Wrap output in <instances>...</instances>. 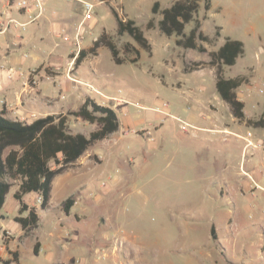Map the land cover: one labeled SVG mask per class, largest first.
<instances>
[{
	"label": "rangeland",
	"instance_id": "1",
	"mask_svg": "<svg viewBox=\"0 0 264 264\" xmlns=\"http://www.w3.org/2000/svg\"><path fill=\"white\" fill-rule=\"evenodd\" d=\"M88 1L97 4L100 0ZM103 1L104 7L94 10L98 11L100 22L96 31L102 26L106 28L121 56L127 42L140 48L141 55L137 63L117 64L111 51L103 47L97 57L85 62L82 70L93 83L103 85L105 94L126 100L131 118H143L148 128L149 123H154L148 129L152 130L154 141L148 139L145 130H138L134 135H142L145 149L133 155L134 165H129L130 156L126 155L120 164L108 165L112 170L119 167L122 177L130 168L133 175L115 188L108 175L98 172L94 182L88 184L84 199L79 201V210L71 217L65 212V200L53 210L54 223L49 222L39 196L35 201L42 223L29 232L14 221L19 215V202L13 196L18 185L12 181V194L7 196L3 208L9 216L0 219V247H4L0 257L13 259V253H17L18 261L11 264H264V188L257 190L255 197L252 195L255 191L241 190L234 179L223 196L208 188L207 181L214 172L207 164L206 151L195 149L203 144L191 133L195 129L186 132L180 127L181 122L192 121L187 104L178 96L181 92L190 93L188 86L179 90L180 79L189 78L192 83L208 79L210 74L211 67L188 72L185 66L209 61V53L231 37L244 42L245 53L236 65L227 66L224 74L228 78L248 76L249 81L238 89V96L245 101L252 118L260 117L264 109V0H211L209 11L203 0L197 19L201 29L214 39L210 44L203 43L207 52L185 50L176 44L177 36L167 37L159 28L147 29L150 19L155 22L161 19L152 11L154 3L159 1L161 8H166L175 0ZM40 2L46 9L54 6L62 13L73 4L72 0ZM106 7L115 8L121 18L137 23L151 43L152 53L139 47L128 34H118L117 21ZM78 11L82 13L81 8L76 14ZM194 26L195 22L187 24L185 32L189 34ZM218 27L220 37L216 36ZM73 66L71 72L75 63ZM55 70L60 73V68ZM93 71L99 79L93 76ZM205 84L210 88L208 80ZM110 100L111 104L116 102ZM164 102L170 104L169 110L178 118L169 116L162 123L163 115L155 108H162ZM69 123L76 132L89 134L94 128L73 116H69ZM94 156L93 164L99 163V155ZM69 168L74 170L76 165H70L61 174ZM258 173L264 186V167ZM102 182L108 185L103 188ZM73 187V193L77 191L78 195L79 185ZM58 198L55 193L54 205ZM214 226L216 237L212 232Z\"/></svg>",
	"mask_w": 264,
	"mask_h": 264
},
{
	"label": "crops",
	"instance_id": "2",
	"mask_svg": "<svg viewBox=\"0 0 264 264\" xmlns=\"http://www.w3.org/2000/svg\"><path fill=\"white\" fill-rule=\"evenodd\" d=\"M72 1L73 4L69 10H65L63 7L64 13L54 6L49 9L43 7V14L30 23L25 31L10 27L0 32V109H5L8 118L30 123L47 115L66 114L69 110L79 109L86 97H91L96 102L113 108L120 119L118 131L91 146L72 164L76 165L74 170L69 168L65 174L55 177L50 203L46 209H43V211H47L51 223H54L53 218H51L52 214L55 215L53 213L54 208L68 198H73L75 203L67 217L73 216L74 212L79 210V201L81 198L84 199L85 193L87 194L85 190L89 187L88 184L94 182L98 172L108 175L115 188L121 187V184H124L127 178L133 175L132 169L130 168L126 173L127 175L122 177L120 176L122 171L119 167L112 170L108 165L120 164L125 155L130 156L129 165H134L133 155L142 153L145 145L142 135L131 134L129 130L146 131L154 125V123H149L150 128H148L147 125H144L143 118L138 116L131 118L126 100L105 94L102 91V84L93 83L92 78L89 79L88 76H85L82 66L85 62L91 61L93 57H97L103 47L98 50V55L87 57L71 72L80 50L92 46L100 34L105 30L107 31L103 26L99 31H96L100 24L97 18L98 11L94 12L91 20L84 21L83 2L88 0ZM102 7H104L103 3L95 4L97 10H101ZM79 8L82 9V13L80 14L78 11L76 14ZM106 8L107 10L110 9L109 7ZM6 10L8 11L5 15L6 21L10 18L19 22L28 21L26 14L19 13L15 8H6V0H0V13ZM34 13H37V9ZM63 31L70 36V41L63 39L61 35ZM77 34L81 39L80 48L76 45ZM223 43H219V47ZM204 61L208 62V60ZM11 67L22 68L27 73L35 70L39 75V81L33 83V76L28 84H26L27 78H21L18 75L9 78L8 69ZM55 68H60V73L56 72ZM209 70L208 79H197L192 83L189 82V78L188 80L180 79L181 88L179 90L188 86L190 93L181 92L178 95L179 99L187 104L189 109L187 113L192 121L191 124L196 128L191 133L195 139L203 142L201 146L195 149L196 151H206L208 155L206 157L207 164L212 167L214 172L207 181L208 188L223 196L229 190L231 179H234L241 190L255 191L252 194L255 197L259 189H255L254 182L264 188L260 183L261 178L258 173L264 167V129L248 127L232 115L229 106L216 94L215 68L211 67ZM47 74L53 77L52 81L42 78L43 75ZM93 76L99 79L94 71ZM207 80L210 83V88L205 84ZM212 86L213 96L210 97ZM111 98L116 99L114 104L108 102L111 101ZM245 112L248 118H252V113L247 107ZM169 113H171L170 118H178L171 110ZM162 115L161 121L163 123L165 115ZM92 125L94 128L92 127L91 131L97 128L96 124ZM164 131L168 132V129L164 128ZM125 132H127L126 135ZM107 142L109 143L108 146H106ZM249 142L252 145H249ZM94 155H99L101 159L99 163L93 164V160L96 158ZM116 169L120 170V173H116ZM76 185H79L78 195L77 191L75 193L72 191L73 186ZM66 191L68 192L65 193ZM55 193L59 198L57 204L54 205L52 199ZM88 193L91 192L88 191ZM74 194L77 197H71ZM38 197V194L30 193L24 196V201L30 207L37 208L41 224V211L35 201ZM19 208L20 205L17 208L18 211ZM8 216L9 213L3 212L2 209L0 219ZM0 228H2L1 225ZM214 229L217 234L215 226ZM50 234L54 236V233ZM53 244L52 241L51 245Z\"/></svg>",
	"mask_w": 264,
	"mask_h": 264
},
{
	"label": "trees",
	"instance_id": "3",
	"mask_svg": "<svg viewBox=\"0 0 264 264\" xmlns=\"http://www.w3.org/2000/svg\"><path fill=\"white\" fill-rule=\"evenodd\" d=\"M202 1L175 0L166 8H161L160 2L156 1L152 11L154 15L159 14L161 19L157 22L154 18L150 19L147 29L159 28L160 32L167 37L177 36L176 44L185 50L207 52L203 43L210 44L214 39L201 29L202 24L197 19ZM204 1V7L209 11L212 7L211 0ZM111 10L117 21L118 34H128L139 47L152 53V45L141 27L132 19L121 18L115 8ZM191 22H195V26L187 34L186 25ZM220 35V27H218L216 36L220 37ZM101 47H107L111 51L113 60L117 64L137 63L141 55L140 48L132 42H127L122 50L124 56H121V50L113 36L104 31L92 46L80 50L75 66H79L87 57L98 55ZM244 53L245 44L242 40L226 37L218 49L209 53L208 62H194L191 66L186 65L185 69L193 72L205 67L215 68L217 94L229 106L232 115L248 127L264 129V109L260 117L248 118L245 112L246 103L238 97V89L248 83V76L238 75L227 78L224 74L225 68L236 65L239 57ZM69 116L96 124L97 128L89 134L73 131ZM119 128L120 119L117 112L91 97H86L77 110L66 114L47 115L30 123L12 120L6 116L5 109H0V212L11 192L12 181L16 182L18 189L13 196L19 202L20 208L19 215L14 218V221L26 232L37 228L40 224L37 208L30 207L24 201V196L30 193L38 194L42 198L41 208L46 209L51 200L55 177L74 164L91 146L106 139ZM53 164L56 168L52 167ZM74 203L73 198L65 201L64 209L67 214ZM212 232L216 237L214 227ZM38 247L39 243L36 244V254L39 253ZM13 255V259L3 260L0 257V263L17 262L18 254L13 253Z\"/></svg>",
	"mask_w": 264,
	"mask_h": 264
},
{
	"label": "built area",
	"instance_id": "4",
	"mask_svg": "<svg viewBox=\"0 0 264 264\" xmlns=\"http://www.w3.org/2000/svg\"><path fill=\"white\" fill-rule=\"evenodd\" d=\"M84 21H89L93 18L94 16V10H95V4L91 1H84ZM97 3L101 4L104 3L103 0L98 1ZM6 8L8 9H16L19 13H23L26 14L28 16V21L26 22H19L17 20H14L12 18L8 19L7 21L5 20V15L8 12L7 10L4 12L0 13V32H2L5 29L8 28H14L16 30H21V31H25L27 26L34 22V20L36 18H38V16H41L44 12L43 6L40 2V0H6ZM37 9V13H34L35 10ZM8 24V25H7ZM62 37L65 41H70V36H68L65 31L62 32ZM76 45L78 48L81 47V39L79 34L76 35ZM8 74H9V78H14L15 75L20 76L21 78H27V83L28 84L33 76V83H37L39 81V75L37 74V71H33V72H25L22 68H14L11 67L8 69ZM44 79L48 80V81H52L53 77L51 75H43ZM240 99V98H239ZM138 105V104H135ZM169 106L170 104L167 102H164L162 105V108L160 107H156V111L158 113H162L165 115V119L168 118L169 116H171V114L169 113ZM180 127L183 131L189 132L192 129H196L193 125L186 123V122H181ZM128 131V130H127ZM129 132H131V134H137L138 130L135 129H131L129 130ZM145 133H147L148 139L150 141H153L154 138L152 137V132L150 130H146ZM127 134V132H126ZM249 145H252L251 142H249ZM254 186L255 189H263L262 187H260L256 182H254ZM108 184L106 182H102L101 186L103 188H105ZM39 201L42 203V198L39 197ZM4 247H0V251L3 250Z\"/></svg>",
	"mask_w": 264,
	"mask_h": 264
}]
</instances>
